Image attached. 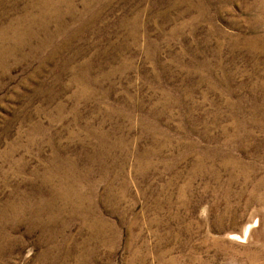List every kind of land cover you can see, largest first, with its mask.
I'll return each instance as SVG.
<instances>
[{"label":"rangeland","instance_id":"374dc122","mask_svg":"<svg viewBox=\"0 0 264 264\" xmlns=\"http://www.w3.org/2000/svg\"><path fill=\"white\" fill-rule=\"evenodd\" d=\"M0 264H264V0H0Z\"/></svg>","mask_w":264,"mask_h":264}]
</instances>
